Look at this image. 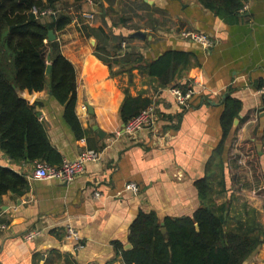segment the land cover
<instances>
[{
	"label": "crops",
	"instance_id": "0c3cea01",
	"mask_svg": "<svg viewBox=\"0 0 264 264\" xmlns=\"http://www.w3.org/2000/svg\"><path fill=\"white\" fill-rule=\"evenodd\" d=\"M142 1L163 12L154 15L160 21L156 30L138 19L146 13L137 6ZM60 6L72 17L60 33L61 51L76 70V114L85 137L77 139L64 119V107L48 90L35 95L37 111L62 161L74 160L87 149L100 150L102 159L87 164L67 184L32 180L42 162H13L0 150V166L24 175L29 184L23 196L8 193L0 199L1 220L8 225L0 231V264H125L114 243L124 248L129 244V230L139 213L153 211L161 222L165 217L192 216L202 206L196 183L206 177L215 208L229 205L233 216L242 214L245 207L255 210L264 230V110L259 94L264 82V0H250L249 11L234 25L197 0H116L110 10L103 0H85L79 5L64 0L57 9ZM123 10L137 17L131 25L144 26L140 31L151 37L131 44L145 61L168 50L193 55L170 88L161 89L139 67L112 76L95 56L96 40L81 33V27L88 25L128 36L134 31L111 26ZM184 30L208 35L215 47L206 51L181 38ZM186 84L187 88L200 86L189 108L181 107L169 93ZM125 89L133 97L153 101L154 128L135 136L124 133L120 108ZM228 95L241 103V112L222 156L215 157L223 135L224 96ZM98 130L105 136L100 137ZM129 184H135L138 191L129 190ZM67 226L82 237L85 247L81 251L65 239ZM29 232L40 235L28 242L24 236ZM247 264H264V241Z\"/></svg>",
	"mask_w": 264,
	"mask_h": 264
},
{
	"label": "trees",
	"instance_id": "16d2710c",
	"mask_svg": "<svg viewBox=\"0 0 264 264\" xmlns=\"http://www.w3.org/2000/svg\"><path fill=\"white\" fill-rule=\"evenodd\" d=\"M64 0H0V150L13 162L40 161L59 166L63 161L51 144L45 125L37 111L38 102L20 97L49 91L51 96L64 107V119L77 139H83L86 132L76 114L77 76L74 66L64 57L58 34L71 23L72 17L58 13L49 22H43L42 12L57 6ZM85 0H74L75 5ZM112 9L116 0H103ZM205 9L227 24H237L245 0H197ZM134 6V4H132ZM145 15L146 26L156 30L160 21L154 15L160 14L145 2L139 6ZM137 18L126 11L118 15L112 27H125L129 31H140L144 26L131 25ZM57 40L49 42V32ZM81 33L96 40L95 56L111 70L112 76L139 67L156 80L161 89L170 88L175 78L191 64L193 55L189 52L168 50L157 59L145 61L140 51L132 47L136 40L117 35L109 29L81 27ZM127 48L122 50V44ZM48 56L51 60L48 61ZM48 65L52 66L47 74ZM118 70L114 71V68ZM47 80L50 85H47ZM186 91L188 84L178 85ZM177 86V87H178ZM178 87V88H179ZM264 87V82L259 88ZM120 108L123 124L149 108L153 101L142 96L133 97L129 89ZM220 117L222 141L215 151L220 157L224 144L239 118L241 103L228 95L223 103ZM264 110V96L262 98ZM224 186V184H223ZM202 206L192 215L181 218L165 217L162 222L155 212H140L132 223L128 242L132 248L126 250L122 243L115 242L117 253L125 264H244L254 255L264 241V230L258 222L255 210L244 208L242 214L231 215V206L215 208L210 202L211 184L208 177L196 183ZM29 189L24 175L0 166V199L12 193L23 196ZM245 215V218H243ZM166 229L168 238L162 233Z\"/></svg>",
	"mask_w": 264,
	"mask_h": 264
},
{
	"label": "built area",
	"instance_id": "2783aa9c",
	"mask_svg": "<svg viewBox=\"0 0 264 264\" xmlns=\"http://www.w3.org/2000/svg\"><path fill=\"white\" fill-rule=\"evenodd\" d=\"M250 9V0H245L243 8L240 10L242 15L246 14ZM58 12L51 9L42 12V18L57 16ZM181 38L193 42L206 51H210L215 47L214 41L206 34L184 30L180 33ZM122 50L125 51L127 44H122ZM200 86L192 85L186 91L180 88H171L169 93L175 98L176 102L183 108H189L195 97L196 88ZM259 94L264 96V87L259 91ZM157 125V115L155 106L152 104L149 108L141 112L138 116L130 120L124 125V133L128 136H135L146 128H154ZM102 159V152L97 149H87L81 152L74 160H64L59 166H53L46 163L37 165L34 169L31 179L35 181L55 180L60 183L73 182L84 171L89 163H98ZM128 189L137 192L138 187L135 184H129ZM96 198H100L101 194L97 193ZM2 214L0 212V231L8 229V225L2 222ZM40 235V232H29L24 238L31 242ZM65 239L75 243V251H81L85 245L79 232L72 226H67L65 229Z\"/></svg>",
	"mask_w": 264,
	"mask_h": 264
},
{
	"label": "water",
	"instance_id": "95a60500",
	"mask_svg": "<svg viewBox=\"0 0 264 264\" xmlns=\"http://www.w3.org/2000/svg\"><path fill=\"white\" fill-rule=\"evenodd\" d=\"M128 37H129V38H132V39L142 40V41H144V40H146V39H151V37H148L147 32H145V31H136V32H133V33L129 34ZM56 40H57V36L54 34L53 31H50V32H49V39H48V41H49V42H54V41H56ZM93 43H95V42H93ZM161 55H162V54H161ZM161 55H159V57H160ZM157 58H158V57H157ZM157 58H155V59H157ZM50 60H51V57L48 56V61H50ZM51 70H52V66H51V65H48V68H47V74H48V75L51 73ZM47 85H50V81H49V80H47ZM19 95H20L21 98H23V99H25V100L28 98L27 93H21V92H19ZM34 97H35V95L33 94V95L29 98V100H30V101H33V100H34ZM225 98H226V96H224V99H225ZM261 120H262V122L264 123V112H262V114H261ZM237 123H238V119L235 120L234 124H237ZM98 134H99L100 137H104V136H105V134H104L103 132H101L100 130H98ZM162 225H164L163 222H162ZM162 233H163V235L165 236V238H168V234H167L166 229H163V230H162ZM131 248H132V245H131L130 243L125 247L126 250H129V249H131ZM244 264H247V262H245Z\"/></svg>",
	"mask_w": 264,
	"mask_h": 264
},
{
	"label": "rangeland",
	"instance_id": "374dc122",
	"mask_svg": "<svg viewBox=\"0 0 264 264\" xmlns=\"http://www.w3.org/2000/svg\"><path fill=\"white\" fill-rule=\"evenodd\" d=\"M58 9H60V10L62 9V13H63L64 11H65V13H66V11H67V8H65V7H61V6H60ZM48 18H50V17H48ZM45 20L49 21L48 19H45ZM45 20H44V21H45ZM61 35H62V34H60V37H61V41H60L61 43H60V44H63V40H62V36H61Z\"/></svg>",
	"mask_w": 264,
	"mask_h": 264
}]
</instances>
